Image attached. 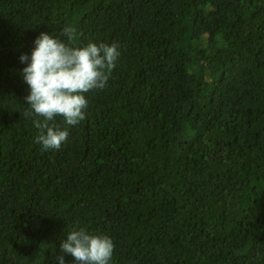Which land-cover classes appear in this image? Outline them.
<instances>
[{
	"label": "trees",
	"instance_id": "16d2710c",
	"mask_svg": "<svg viewBox=\"0 0 264 264\" xmlns=\"http://www.w3.org/2000/svg\"><path fill=\"white\" fill-rule=\"evenodd\" d=\"M67 25L119 56L43 150L20 56ZM80 228L110 264H264V0H0V264H75Z\"/></svg>",
	"mask_w": 264,
	"mask_h": 264
},
{
	"label": "clouds",
	"instance_id": "9594fccd",
	"mask_svg": "<svg viewBox=\"0 0 264 264\" xmlns=\"http://www.w3.org/2000/svg\"><path fill=\"white\" fill-rule=\"evenodd\" d=\"M41 32L34 40L30 62L21 55V63L27 62L22 76L30 94L25 97L29 110L26 117H33L34 127L39 130L35 141L43 150H59L68 138V130L50 124L54 117H62L67 126H75L86 118L88 101L86 93L103 90L119 56V45L113 42H89L75 46L77 29L67 25L59 34ZM42 118V119H40ZM61 253L71 255L75 264H110L114 244L106 235H95L84 228L67 233L61 242ZM58 264H65L63 255Z\"/></svg>",
	"mask_w": 264,
	"mask_h": 264
}]
</instances>
